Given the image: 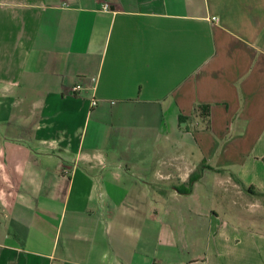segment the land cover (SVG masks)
I'll list each match as a JSON object with an SVG mask.
<instances>
[{"label": "crops", "instance_id": "crops-1", "mask_svg": "<svg viewBox=\"0 0 264 264\" xmlns=\"http://www.w3.org/2000/svg\"><path fill=\"white\" fill-rule=\"evenodd\" d=\"M0 264H264V0H0Z\"/></svg>", "mask_w": 264, "mask_h": 264}, {"label": "trees", "instance_id": "trees-1", "mask_svg": "<svg viewBox=\"0 0 264 264\" xmlns=\"http://www.w3.org/2000/svg\"><path fill=\"white\" fill-rule=\"evenodd\" d=\"M196 112L200 114V117L202 119V122H204L206 128H209L210 127V114H211V106L210 105H199L196 109ZM179 120H180V123H184L187 121V117H184V116H180L179 117ZM205 168L209 169V170H215L214 168L212 167H209V166H204ZM201 176V173H199L197 176H196V179H191L190 181V185L193 184V182L199 180ZM248 192H253L252 189H249Z\"/></svg>", "mask_w": 264, "mask_h": 264}, {"label": "built area", "instance_id": "built-area-1", "mask_svg": "<svg viewBox=\"0 0 264 264\" xmlns=\"http://www.w3.org/2000/svg\"><path fill=\"white\" fill-rule=\"evenodd\" d=\"M103 9L105 11H108L109 10V6L108 5H105ZM82 88H83L82 84L81 83H78L77 85L74 86L73 91L75 93H77V92L81 91ZM96 106H97V101L96 100H93L92 101V107H96ZM63 174L69 176L70 175V170L69 169H64L63 170Z\"/></svg>", "mask_w": 264, "mask_h": 264}]
</instances>
